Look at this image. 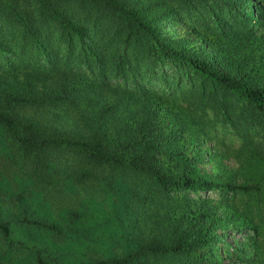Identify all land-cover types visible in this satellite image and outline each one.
Returning <instances> with one entry per match:
<instances>
[{"label": "trees", "instance_id": "1", "mask_svg": "<svg viewBox=\"0 0 264 264\" xmlns=\"http://www.w3.org/2000/svg\"><path fill=\"white\" fill-rule=\"evenodd\" d=\"M213 121L249 151L248 182L186 154ZM263 162L264 0H0V264H264ZM209 191L246 196L243 247ZM87 205L110 212L92 232L59 217Z\"/></svg>", "mask_w": 264, "mask_h": 264}, {"label": "rangeland", "instance_id": "2", "mask_svg": "<svg viewBox=\"0 0 264 264\" xmlns=\"http://www.w3.org/2000/svg\"><path fill=\"white\" fill-rule=\"evenodd\" d=\"M238 12L239 14H241V10H239ZM232 15V11H226V18L224 19H230ZM213 17H215L217 20L216 12L209 15V19ZM237 21L238 17L233 19L230 23V28L234 27L235 22ZM200 28L201 29H198L197 31L195 27L190 23H184L181 24L180 27H178L181 36L185 39H188L187 41L189 42V45L187 46H189L190 48L196 46L197 49L201 46H204L208 50H212L213 42L211 40L213 38L212 35L214 36V34H212L211 31V33L208 32L209 30H207L206 28ZM112 34L113 32L110 31L102 37L104 43L108 45L112 43L109 40L112 37ZM112 83L119 84L122 83V81L117 80L116 82ZM168 119H166L164 115H161L157 122L158 126L162 127V129L164 130L170 128L173 125L174 120ZM208 119L214 120L213 117L210 115ZM215 121H213L212 124H207L204 129L209 133L211 138L201 136L200 139L196 141H189L184 149L186 154H188L189 156H199L200 161L198 162V166L204 173H207L213 178L215 177L218 180H225L229 176H232L233 181L237 184L248 182L249 179H247V169H249V166L246 164V161L249 163V160L252 158L249 157V151L244 149V155H240L239 149L241 147V144L238 138L231 132H227L226 134L222 133V131L220 130V124L216 122V124L214 125ZM261 137L262 136H257L256 138H258L260 141H263ZM259 167L264 168V162L261 163ZM192 196L194 195L192 194ZM201 196L209 197V199L212 201L211 204L216 207L217 215L225 217L224 225L226 227L224 229H221L217 225L215 227L216 231L220 232L222 230H226L227 235L225 236V240L229 244H231V246H236L240 248L243 247L244 243L248 241L246 237H244L242 232L235 231L233 229L234 225L232 224L233 222L231 220V214L233 213L235 208H243V206L246 205V196L244 197L245 199H242L238 196H229L227 197V200H224L217 191L202 192ZM116 209L119 210L118 208ZM106 211H109L108 207L103 208L102 211L101 207L87 205L85 207L79 208V211L75 210V212L73 213L68 212L66 217H63L62 214H60L59 217L64 220H68L69 217L77 213V216L73 219L75 223L72 227V230L81 229L86 225L90 226L89 231L92 232L91 229L97 227V225H100L103 220L106 221V215L108 216V213H110ZM49 212L50 211L47 208V204L38 200L36 213L38 215L41 214L43 217H48ZM67 230L70 229L68 228ZM246 248L248 247L246 246ZM219 253L222 256H225L226 254V252H224V249ZM230 254L234 256V252H232L231 249ZM93 255L97 256L99 254L94 253Z\"/></svg>", "mask_w": 264, "mask_h": 264}]
</instances>
